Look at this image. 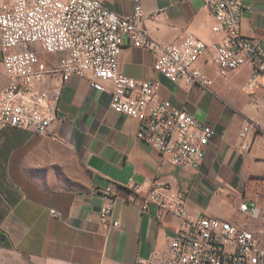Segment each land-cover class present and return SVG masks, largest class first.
Masks as SVG:
<instances>
[{"label": "crops", "instance_id": "crops-1", "mask_svg": "<svg viewBox=\"0 0 264 264\" xmlns=\"http://www.w3.org/2000/svg\"><path fill=\"white\" fill-rule=\"evenodd\" d=\"M115 14L133 11L132 0H100ZM9 0H0V4ZM143 26L161 44L187 30L207 45L220 41L211 13L201 0H142ZM245 37H264V0H245L240 19ZM120 72L138 82L158 83L168 101L214 135L198 167L179 168L136 138L138 122L110 109L106 91L87 79L71 78L62 88L57 119L43 136L0 125V264H136L162 260L181 219L142 210L151 187L180 192L191 219L212 217L237 225L242 203L254 202L264 217V137L239 152L238 134L246 122L264 126L262 89L248 93L249 66L221 77L206 52L197 66L211 79L209 90L170 83L153 69L151 52L124 39ZM55 63L56 56H48ZM0 64V89L5 85ZM264 83V79L261 80ZM112 188L117 228L106 232L97 215L101 190ZM59 213L60 216L52 214Z\"/></svg>", "mask_w": 264, "mask_h": 264}, {"label": "built area", "instance_id": "built-area-1", "mask_svg": "<svg viewBox=\"0 0 264 264\" xmlns=\"http://www.w3.org/2000/svg\"><path fill=\"white\" fill-rule=\"evenodd\" d=\"M181 2L189 0H180ZM213 16L212 32L219 42L207 45L184 30L175 42L161 44L143 26L147 17L142 0H132L129 16H119L100 0H9L0 4V64L5 85L0 89V125L43 136L57 119L62 88L69 79H87L90 88L105 92L110 85V109L138 122L136 138L179 168L198 167L205 156L213 130L183 110L158 98L159 84L138 82L119 70V58L128 45L152 53L153 69L173 84L209 90L210 77L198 66L208 51L221 77L249 66L245 84L252 93L261 88L264 101V37H245L240 19L245 0H201ZM48 56H56L55 63ZM264 137V126L246 122L239 131V152ZM104 197L98 223L108 232L117 228L113 218L112 188ZM156 206L159 218L170 214L181 219L162 260L136 264H264V217L254 202L238 207L244 219L237 225L212 217L191 219L180 192L166 193L151 187L143 197L142 210ZM60 216L59 213L51 211Z\"/></svg>", "mask_w": 264, "mask_h": 264}]
</instances>
